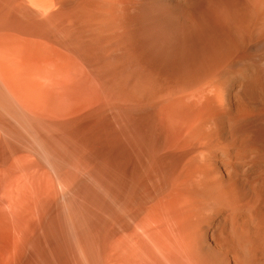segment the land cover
Returning <instances> with one entry per match:
<instances>
[{
    "label": "bare ground",
    "instance_id": "bare-ground-1",
    "mask_svg": "<svg viewBox=\"0 0 264 264\" xmlns=\"http://www.w3.org/2000/svg\"><path fill=\"white\" fill-rule=\"evenodd\" d=\"M74 67L89 133L54 96ZM96 148L95 217L8 218L0 264L50 239L57 264H264V0H0V202Z\"/></svg>",
    "mask_w": 264,
    "mask_h": 264
},
{
    "label": "rangeland",
    "instance_id": "rangeland-1",
    "mask_svg": "<svg viewBox=\"0 0 264 264\" xmlns=\"http://www.w3.org/2000/svg\"><path fill=\"white\" fill-rule=\"evenodd\" d=\"M73 70H74V73H73V76H72V79H71V86L70 87H66V89H59L60 90V92H59V90H58V92L57 93H55L54 94V96H56V103L58 102V103H60L59 104V106H60V108H63V109H65V110H70L74 105H76V104H81V106L79 105V109H78V111H76V112H74V113H72L71 115H74V114H76L77 112H79V111H81L78 115H81L82 116V120L80 121V123H79V125L78 126H81L80 124H82L83 126H85V128H83L81 131L84 133L85 131H86V133H89V130H90V126L92 127V123H91V118H93V117H89L88 115H87V117H86V115H85V113L91 108V99H92V97H91V95L89 94V90L90 89H88L89 88V83L87 82V80L85 79V78H83L82 77V75L79 73V70H78V68L77 67H74L73 68ZM79 80V81H78ZM76 81V82H75ZM74 82V83H73ZM77 83V84H76ZM75 84V85H74ZM81 87V89L83 90V91H80V90H78L77 88H72V87ZM84 86V87H83ZM88 87V88H87ZM68 88V89H67ZM71 89V90H70ZM80 94V95H78V96H76L75 94L76 93H73V91H75V90ZM83 92V93H82ZM61 93V94H60ZM66 93H68V94H70V95H68V94H66ZM65 94V95H64ZM82 94V95H81ZM68 96H69V98H68ZM88 99H87V98ZM81 98H83V99H81ZM68 99V100H67ZM74 99V100H73ZM60 102H59V101ZM77 100V101H76ZM91 100V101H90ZM72 102V103H71ZM84 102V103H83ZM70 103V104H69ZM92 103H96V102H92ZM67 105H68V107H67ZM67 107V108H66ZM85 115V116H84ZM77 116V115H76ZM87 118V119H86ZM105 119V118H104ZM104 119H100V117H98V120H99V122H100V124H102V131H104V129H103V124H104V127L107 129V126H108V124H107V119H108V116H106V121H104ZM105 122V123H104ZM89 123V124H88ZM100 124H99V126H100ZM98 128V127H97ZM96 132H97V129L95 130ZM99 135V134H98ZM104 138H105V135L104 136H102L101 137V139H100V141H102V149H101V146L100 147H98V150L100 151V157L101 158H103V159H107V157H108V144H109V140H107L108 138H107V136H106V138H105V140H104ZM100 148V149H99ZM90 151H88L89 153H88V155H89V157L88 158H85V157H81V158H79L78 159V161L75 163L74 162V164H72L71 163V165H68V167H64V169H62L60 172L59 171H57V173H55V171H52L51 172V179H52V181H50V182H52V183H50V185L52 186L51 187V189H52V191H50V189H49V193H51L50 195H49V193H48V189L47 190H44L43 188H42V186H40L41 184H38L39 183V181L38 182H36L37 180L35 179V177H36V174H37V177L39 178L40 177V175L38 176V174L40 173H37L38 171L37 170H39V167L38 166H36V164H34L33 165V168H32V166L31 167H29V168H27L26 169V173H28L29 172V170H30V173L32 174H35L34 175V179H33V177H31V179H33V188L31 189V193L34 191V193L32 194L33 195V197H35L36 195V199H37V201H36V199L34 198V201H35V206L34 205H32V206H26V207H24L23 209H14L13 211L12 210H10V209H12V208H8L9 206H7V208H6V205H3V203H1L0 202V221H5V222H0L1 224L2 223H6L7 221H9V220H7L8 218H11L12 217V219H32V220H36V219H41V218H48V219H50V218H55L56 216L58 217H62V216H74V217H88V215H89V217H95V209H94V206L92 205L93 203L92 202H94L92 199H93V197H90V196H92L93 195V191H94V181L91 179H89L88 178V175H86V177H84L85 176V174L83 173V174H81V173H79V172H81L82 170H91V172L93 171V167H95V165H96V159H97V157H98V155L99 154H97V148L95 149V150H91V149H89ZM96 152V153H95ZM97 154V155H96ZM94 155V156H93ZM87 159V160H86ZM88 161V162H87ZM91 161V162H90ZM94 161V162H93ZM79 162V163H78ZM82 164V165H81ZM88 164H89V166H88ZM35 166H36V168H38V169H36L35 168ZM81 167H83L82 168V170L81 171H79V172H77V170H80V168ZM77 168H79V169H77ZM34 169H36V171L34 170ZM63 171V172H62ZM94 171H95V168H94ZM93 171V172H94ZM83 172V171H82ZM104 172H105V169H104ZM26 173H24V175H26ZM29 173V174H30ZM63 173H65V178H67L69 181H71V185H72V187H69L70 189H68V190H65L64 192H66V191H70V192H67V194L66 193H62L63 195L61 196V193H59V192H63V187H61L62 185L59 183V181H58V179H59V177H60V174H63ZM30 174V175H31ZM32 174V175H33ZM28 175V174H27ZM26 175V176H27ZM31 175V176H32ZM77 175V176H76ZM105 176H104V185H105V187H107V175L106 174H104ZM29 176V175H28ZM79 176H81V179H79V181H77L78 180V178H80ZM83 176V177H82ZM56 177V178H55ZM70 177V178H69ZM88 179V180H85V179ZM97 178V180H98V176L97 177H95V179ZM77 179V180H76ZM87 181V183L85 182L84 183V181ZM89 181H90V184L91 183H93V184H88L89 183ZM61 185V186H60ZM86 185H89L88 186V190H89V187H93L92 188V192H90V190H89V192L87 191V187H86ZM61 187V189H60V187ZM35 187H36V189H35ZM38 188V189H37ZM50 188V187H49ZM91 189V188H90ZM59 190V191H58ZM57 191V192H56ZM35 192H37L38 194H36ZM88 192V193H87ZM91 194L92 193V195H88V194ZM56 194H58V195H60V196H58V195H56ZM35 195V196H34ZM86 195V196H85ZM85 197V198H84ZM88 197V198H87ZM84 198V199H83ZM85 200V201H84ZM87 200V201H86ZM91 200V201H90ZM89 201H90V203H89ZM40 203V204H39ZM81 204H83V206L81 205ZM88 204V205H87ZM89 205H91V206H89ZM105 205H107V197H106V203H105ZM80 206H82V207H80ZM65 207V208H64ZM87 207V208H86ZM89 207V208H88ZM90 207H92V209H93V211L91 212V210L92 209H90ZM59 208H61V209H59ZM79 208V209H78ZM39 209V210H38ZM65 209V210H64ZM88 209H90V210H88ZM107 208H105V210H106ZM6 210H7V212H6ZM8 210H10V211H8ZM58 210V211H57ZM60 210V211H59ZM78 210H81V212H79ZM103 210V209H102ZM18 211V212H17ZM69 211V212H68ZM83 211H85L84 213H83ZM5 212V213H4ZM10 212V213H9ZM11 212L14 214H16V217L13 215V214H11ZM59 212H61V213H59ZM77 212V213H76ZM65 213V214H64ZM76 213V214H75ZM82 213H83V215H82ZM8 214V215H7ZM63 214V215H62ZM70 214V215H69ZM79 214H81V215H79ZM31 215V216H30ZM53 215V216H52ZM86 215V216H85ZM9 216V217H8ZM21 218H20V217ZM24 216V217H23ZM13 217H15V218H13ZM23 217V218H22ZM4 219V220H3ZM12 219H10V220H12ZM6 225H7V223H6ZM3 227H4V225L2 224V225H0V228L1 229H3ZM0 229V235H1V233L3 232L2 230ZM41 230L42 231H44V232H42L41 233ZM2 231V232H1ZM45 231H47V232H45ZM48 232H50L48 229H42V228H38V229H35V231H33V233H35V235L36 236H41L40 238H42L43 236H44V234L46 235V234H49ZM38 233H40V235H37ZM44 233V234H43ZM43 235V236H42ZM49 245H48V244ZM46 244H39V245H35L34 247H32V248H30L29 249V257L27 256V258L23 261V263L22 264H28L29 262H32V263H29V264H38L37 263V261H36V259L38 260V262H39V264H44L45 262L48 264H57L58 262H60V258L57 256V246L55 245V243L54 242H52L51 241V239L47 242ZM41 245H45L46 246V248H45V246L43 247L42 246V248H41ZM51 245V246H50ZM49 246H50V248H49ZM53 246V247H52ZM55 246V247H54ZM33 248H34V250H33ZM40 248V249H39ZM45 249V250H44ZM33 250V251H32ZM47 250V251H46ZM32 251V252H31ZM40 251H41V253H40ZM43 251H46V252H43ZM49 251H52V253H53V255H55V258H53V255H51L52 253L51 252H49ZM50 253V255L49 254H47V253ZM35 253V254H34ZM39 253V255L40 256H38L37 254ZM43 254H44V256H43ZM37 256V257H36ZM43 256V257H42ZM48 256H50V257H48ZM42 257V258H41ZM48 257V261L47 260H44V259H46ZM56 257H58V258H56ZM49 258H50V260H49ZM39 259H41L40 261H39ZM53 259V260H52ZM57 261H56V260ZM59 260V261H58ZM26 262V263H25ZM52 262V263H51ZM56 262V263H55ZM45 263V264H46Z\"/></svg>",
    "mask_w": 264,
    "mask_h": 264
}]
</instances>
